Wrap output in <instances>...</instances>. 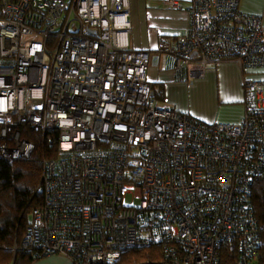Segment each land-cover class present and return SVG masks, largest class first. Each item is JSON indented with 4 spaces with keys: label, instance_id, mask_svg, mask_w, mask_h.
Wrapping results in <instances>:
<instances>
[{
    "label": "built area",
    "instance_id": "2783aa9c",
    "mask_svg": "<svg viewBox=\"0 0 264 264\" xmlns=\"http://www.w3.org/2000/svg\"><path fill=\"white\" fill-rule=\"evenodd\" d=\"M131 0H0V160L44 159L14 251L70 264H257L253 185L264 174V22L240 0H191L190 27L159 51L202 79L243 74L240 123H206L153 96L150 53L130 48ZM169 5L180 8L171 1ZM128 199L130 202L128 203Z\"/></svg>",
    "mask_w": 264,
    "mask_h": 264
},
{
    "label": "crops",
    "instance_id": "0c3cea01",
    "mask_svg": "<svg viewBox=\"0 0 264 264\" xmlns=\"http://www.w3.org/2000/svg\"><path fill=\"white\" fill-rule=\"evenodd\" d=\"M175 1L180 8L169 2ZM191 0H131L132 29L129 36L132 50L148 51L150 66L148 81L159 91L157 98L167 106L206 123L238 124L245 112L243 74L239 66L223 61L208 70L202 79H190L186 66L178 67L172 55L163 54L158 47L166 41L174 45L190 27L187 10ZM243 13L261 16L264 22V0H240ZM249 77L264 81V70ZM31 264H70L63 255L37 259Z\"/></svg>",
    "mask_w": 264,
    "mask_h": 264
},
{
    "label": "trees",
    "instance_id": "16d2710c",
    "mask_svg": "<svg viewBox=\"0 0 264 264\" xmlns=\"http://www.w3.org/2000/svg\"><path fill=\"white\" fill-rule=\"evenodd\" d=\"M155 97H161L154 87ZM29 159L0 160V264H31L38 258L31 252L14 251L23 240L32 211L43 205L38 191L44 159L54 157V146L40 136ZM253 203L261 228L262 248L257 264H264V174L253 185ZM146 251V250H145ZM144 251H127L122 262L131 264L144 259Z\"/></svg>",
    "mask_w": 264,
    "mask_h": 264
},
{
    "label": "rangeland",
    "instance_id": "374dc122",
    "mask_svg": "<svg viewBox=\"0 0 264 264\" xmlns=\"http://www.w3.org/2000/svg\"><path fill=\"white\" fill-rule=\"evenodd\" d=\"M130 202V199H128V203ZM31 216V215H30ZM152 251L151 250H146V251H144V254H149V253H151Z\"/></svg>",
    "mask_w": 264,
    "mask_h": 264
},
{
    "label": "bare ground",
    "instance_id": "6f19581e",
    "mask_svg": "<svg viewBox=\"0 0 264 264\" xmlns=\"http://www.w3.org/2000/svg\"><path fill=\"white\" fill-rule=\"evenodd\" d=\"M169 55V54H168Z\"/></svg>",
    "mask_w": 264,
    "mask_h": 264
}]
</instances>
